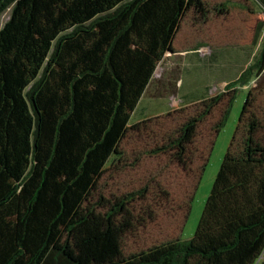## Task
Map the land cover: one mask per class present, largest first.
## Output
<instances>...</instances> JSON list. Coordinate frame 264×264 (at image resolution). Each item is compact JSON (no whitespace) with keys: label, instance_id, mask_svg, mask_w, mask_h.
<instances>
[{"label":"trees","instance_id":"1","mask_svg":"<svg viewBox=\"0 0 264 264\" xmlns=\"http://www.w3.org/2000/svg\"><path fill=\"white\" fill-rule=\"evenodd\" d=\"M188 1L0 0V16L12 7L0 27V264H264V124L248 118L250 92L191 240L126 257L110 214L84 206ZM254 67L260 78L264 46L239 79ZM199 122L176 141L180 162Z\"/></svg>","mask_w":264,"mask_h":264},{"label":"rangeland","instance_id":"2","mask_svg":"<svg viewBox=\"0 0 264 264\" xmlns=\"http://www.w3.org/2000/svg\"><path fill=\"white\" fill-rule=\"evenodd\" d=\"M11 11L0 16L1 28ZM263 46L264 8L257 0L188 1L117 150L84 201L94 219L110 214L124 256L194 237L248 92L255 106L248 118L264 124V74L256 78L254 67L239 79ZM235 86L229 117L209 151L211 128ZM222 94L224 105L211 107ZM198 118L196 138L180 162L176 141Z\"/></svg>","mask_w":264,"mask_h":264},{"label":"crops","instance_id":"3","mask_svg":"<svg viewBox=\"0 0 264 264\" xmlns=\"http://www.w3.org/2000/svg\"><path fill=\"white\" fill-rule=\"evenodd\" d=\"M114 155V154H113ZM112 158V157H111ZM111 158H110V160H111Z\"/></svg>","mask_w":264,"mask_h":264}]
</instances>
